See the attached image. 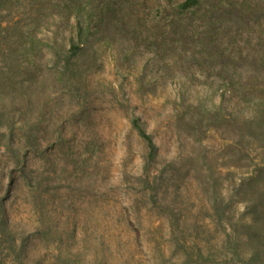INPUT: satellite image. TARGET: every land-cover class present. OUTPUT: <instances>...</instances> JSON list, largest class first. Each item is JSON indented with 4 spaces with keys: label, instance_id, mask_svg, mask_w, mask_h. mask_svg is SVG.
<instances>
[{
    "label": "rangeland",
    "instance_id": "obj_1",
    "mask_svg": "<svg viewBox=\"0 0 264 264\" xmlns=\"http://www.w3.org/2000/svg\"><path fill=\"white\" fill-rule=\"evenodd\" d=\"M101 42L74 78L84 95L61 93L43 116L38 151L22 148L15 168L0 146L2 186L16 176L6 217L24 245L15 258L0 240V264H264V146L234 139L224 118L197 122L207 88L180 103L171 75L199 72ZM133 116L158 146L148 167Z\"/></svg>",
    "mask_w": 264,
    "mask_h": 264
},
{
    "label": "trees",
    "instance_id": "obj_2",
    "mask_svg": "<svg viewBox=\"0 0 264 264\" xmlns=\"http://www.w3.org/2000/svg\"><path fill=\"white\" fill-rule=\"evenodd\" d=\"M101 41L120 44L124 57L143 45L166 68L199 72L171 75L180 103L207 88L196 99L197 122L224 118L234 139L264 146V0H0V146L15 168L22 148L38 151L40 122L61 93L84 95L74 78L97 64ZM130 123L148 167L158 146L139 117ZM15 168L4 177L7 186L0 179V240L19 258L24 245L12 238L5 208ZM251 178L245 186L262 180Z\"/></svg>",
    "mask_w": 264,
    "mask_h": 264
}]
</instances>
